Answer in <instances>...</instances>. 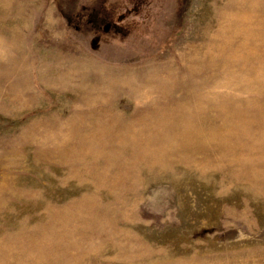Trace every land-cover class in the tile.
Here are the masks:
<instances>
[{
  "label": "rangeland",
  "instance_id": "rangeland-1",
  "mask_svg": "<svg viewBox=\"0 0 264 264\" xmlns=\"http://www.w3.org/2000/svg\"><path fill=\"white\" fill-rule=\"evenodd\" d=\"M0 264H264V0H0Z\"/></svg>",
  "mask_w": 264,
  "mask_h": 264
}]
</instances>
